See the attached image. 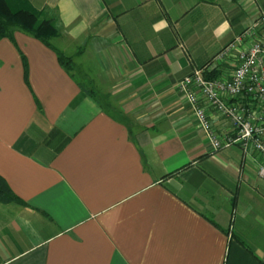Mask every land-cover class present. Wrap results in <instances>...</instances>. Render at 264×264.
<instances>
[{
    "label": "crops",
    "instance_id": "1",
    "mask_svg": "<svg viewBox=\"0 0 264 264\" xmlns=\"http://www.w3.org/2000/svg\"><path fill=\"white\" fill-rule=\"evenodd\" d=\"M24 1L60 31L0 39V264H264L259 159L176 90L264 0Z\"/></svg>",
    "mask_w": 264,
    "mask_h": 264
},
{
    "label": "built area",
    "instance_id": "2",
    "mask_svg": "<svg viewBox=\"0 0 264 264\" xmlns=\"http://www.w3.org/2000/svg\"><path fill=\"white\" fill-rule=\"evenodd\" d=\"M211 153L236 146L242 158L256 162L264 180V14L222 47L210 61L176 84ZM212 116L226 120L217 133Z\"/></svg>",
    "mask_w": 264,
    "mask_h": 264
},
{
    "label": "trees",
    "instance_id": "3",
    "mask_svg": "<svg viewBox=\"0 0 264 264\" xmlns=\"http://www.w3.org/2000/svg\"><path fill=\"white\" fill-rule=\"evenodd\" d=\"M18 31L29 35L44 45L59 35L57 19L45 16L43 12L32 10L24 0H0V39H11L12 32ZM57 60L68 73L71 71V58L57 53ZM20 202L9 190L0 177V204Z\"/></svg>",
    "mask_w": 264,
    "mask_h": 264
},
{
    "label": "rangeland",
    "instance_id": "4",
    "mask_svg": "<svg viewBox=\"0 0 264 264\" xmlns=\"http://www.w3.org/2000/svg\"><path fill=\"white\" fill-rule=\"evenodd\" d=\"M73 72V75H74V77L78 80V81H80L81 83H83V81L81 80V78L79 77V76H77V74H76V72L75 71H72ZM83 86H86V85H83ZM97 96H99V94H96V95H93V98H99V97H97Z\"/></svg>",
    "mask_w": 264,
    "mask_h": 264
}]
</instances>
